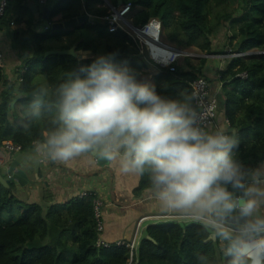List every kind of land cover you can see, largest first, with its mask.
<instances>
[{
    "label": "trees",
    "instance_id": "16d2710c",
    "mask_svg": "<svg viewBox=\"0 0 264 264\" xmlns=\"http://www.w3.org/2000/svg\"><path fill=\"white\" fill-rule=\"evenodd\" d=\"M40 2L6 0L0 17V31H7L12 49L22 60L16 70L19 83L8 81L0 69V88H6L0 95V143L11 142L22 152L33 150L43 122L28 129L24 125L33 88L42 82L56 85L70 73L83 76L82 67L109 54H114V63L127 64L139 79L146 68L145 57L124 32L110 33L102 21L109 12L106 4H130L134 27L158 20L162 42L181 52L195 48L211 55L212 37L223 24L229 25L231 53L243 56L231 58L217 73L223 91L222 113L238 132L234 135L240 140L236 158L254 164L264 160V0H59L47 20ZM31 3L38 4L37 13L30 9ZM82 17L88 20L69 30H52L55 23ZM72 49L84 54L80 60L71 55H47ZM182 60L175 72L159 68L153 78L161 96L179 99L182 92L192 93V82L205 78L202 69L207 59L195 60V64L190 57ZM14 101L17 104L12 109ZM44 115L46 119L47 113ZM8 182L10 191L0 184V264H129L126 245L97 247L101 238L94 215L97 195L90 193L61 205L45 187L42 202L29 203L16 194L14 181ZM146 233L155 244L142 238L132 264H198L197 258L202 256L210 264H228L219 242H206L207 233L199 223L156 224Z\"/></svg>",
    "mask_w": 264,
    "mask_h": 264
},
{
    "label": "clouds",
    "instance_id": "9594fccd",
    "mask_svg": "<svg viewBox=\"0 0 264 264\" xmlns=\"http://www.w3.org/2000/svg\"><path fill=\"white\" fill-rule=\"evenodd\" d=\"M80 72L33 88L24 127L43 122L35 153L62 164L91 154L147 175L161 209L198 222L228 264H264V161L245 167L235 136L204 126L196 92L161 96L114 54Z\"/></svg>",
    "mask_w": 264,
    "mask_h": 264
},
{
    "label": "crops",
    "instance_id": "0c3cea01",
    "mask_svg": "<svg viewBox=\"0 0 264 264\" xmlns=\"http://www.w3.org/2000/svg\"><path fill=\"white\" fill-rule=\"evenodd\" d=\"M58 1L44 0V3L40 2L39 5L41 8L51 10ZM37 5L35 3L29 5V7H33L34 13H37ZM0 51L4 56V68L2 70L7 80L12 83H17L20 79L18 78L16 70L22 65V60L19 59L18 52L12 49L11 38L5 30L0 31ZM203 57L207 59V62L202 69V75L209 82L211 93L219 101L215 124L210 130L215 131L219 129L228 135L230 133L237 135L238 132L230 128L228 121L223 116V91L217 76V73L220 70H224L229 64L231 57L224 56V54L210 56L209 58L206 56ZM194 61L193 64H195ZM152 64L151 62H146V68L139 76L138 81L156 88V83L153 78L160 73V69L158 66ZM182 64L183 60L179 65ZM5 90V87L0 88V95ZM1 103L2 101L0 100V105ZM13 104H11L12 109H14L17 102L14 101ZM238 142L240 143V140ZM5 144H11V142H1L0 148ZM21 153L25 152L20 151L11 154L10 152L4 151L3 160L0 162V172L3 173L6 180L9 179L2 167L7 161ZM261 162L257 164H254L252 161L242 163L245 167H256ZM20 169L27 176V185L21 187L14 182L15 192L22 200L29 201V203L40 204L45 187L51 191L55 202L61 205L67 204L77 197L84 198L81 197L82 194L88 193L89 195L90 193H94L97 195L103 203L101 219L103 230L101 232V239L110 246L113 244L116 245L119 242H133L134 240H136L139 246L140 240L148 236L146 229L156 224L178 223L180 225H187L198 223L182 217L177 213L162 210L158 201L149 192L148 184L144 185L148 182L147 175L141 177L133 174H123L119 171L116 163L98 159L91 154L73 159L67 164L43 161L40 158V169L37 176L34 172V158L32 155H29ZM152 217H160L161 219L158 221L148 219L143 222L140 231H137L140 220ZM219 245L221 246L220 243Z\"/></svg>",
    "mask_w": 264,
    "mask_h": 264
},
{
    "label": "built area",
    "instance_id": "2783aa9c",
    "mask_svg": "<svg viewBox=\"0 0 264 264\" xmlns=\"http://www.w3.org/2000/svg\"><path fill=\"white\" fill-rule=\"evenodd\" d=\"M41 3H44V0H41ZM6 7V0H0V17L4 15ZM131 11V5H119L118 7L109 6L108 15L102 19L104 23L107 24L110 33H114L117 30L124 32L133 42V44L138 48L141 55L146 54L151 63L158 66L161 69H168L170 72H175V66L179 65L181 60L186 57H191L187 52H181L175 50L168 45L164 44L161 40V31L162 26L158 20H152L148 24L142 27H134L130 22L129 14ZM146 52V53H145ZM242 54H232L233 57H242ZM4 68V57L0 52V69ZM246 76V75H245ZM21 81V80H20ZM191 92H196L200 105L198 111L201 112L203 117L204 126L210 130L215 124V119L217 116L219 101L216 96L211 93L210 85L207 79L199 77L197 80L190 84ZM4 151L10 152H20L21 148L18 146H13L11 144H5L0 148V162L3 160ZM88 193L82 194L81 197H86ZM102 207L103 203L99 198L95 201L94 204V215L97 221L98 232L101 233L103 230L102 226ZM148 219H153L158 221L160 217L144 218L138 223L137 231H140L144 221ZM126 245L130 251V262L133 263V258L138 249V243L136 240L125 244L124 242H119L116 244V247H121ZM97 247L109 248L110 245L104 242L101 238L97 243ZM254 255V253H251Z\"/></svg>",
    "mask_w": 264,
    "mask_h": 264
},
{
    "label": "water",
    "instance_id": "95a60500",
    "mask_svg": "<svg viewBox=\"0 0 264 264\" xmlns=\"http://www.w3.org/2000/svg\"><path fill=\"white\" fill-rule=\"evenodd\" d=\"M121 4V3H120ZM30 9L33 11V7H30ZM50 9L44 8L43 9V17L45 20L48 19V15L50 13ZM88 20L87 17H82V18H77V19H72L69 21H65L62 23H55L52 25V30L53 31H58V30H69L70 28L76 26L79 23L86 22ZM47 55H71L74 56L75 58H78L79 60L81 57L75 53V49H72L70 51L66 52H52ZM12 105H14L12 103ZM32 155L34 158V172L35 175H38L39 169H40V158L39 156L35 153L34 150H29L28 152L21 153L17 155L16 157L12 158L11 160L7 161L6 164L2 167L5 170V174L7 175L9 180H13L16 182L19 186L25 187L27 185V176L24 173L20 167H22L23 162L25 159L29 156ZM9 180H6L5 177L3 176V173L0 172V184L7 190L10 191L11 187L9 185ZM146 240H149L155 244V241H153L150 237L146 236ZM210 242V241H206Z\"/></svg>",
    "mask_w": 264,
    "mask_h": 264
},
{
    "label": "rangeland",
    "instance_id": "374dc122",
    "mask_svg": "<svg viewBox=\"0 0 264 264\" xmlns=\"http://www.w3.org/2000/svg\"><path fill=\"white\" fill-rule=\"evenodd\" d=\"M106 7L109 8L108 4H106ZM129 20L132 23V20L131 19H129ZM223 25H224V27L221 28L215 34V36L212 37V39H211V44H212V46H211V52H212V54L211 55H203L197 49L191 48V49L187 50L188 51L187 54L189 56H191L190 58H193L194 60L198 61V60H200L202 58L203 59H206L203 56H206V57L209 58L210 56H217V55H220V54H224V56L225 55L226 56L232 55L233 54V53H231L232 48L229 46V42H230V37L233 36V32L231 31V29H230V27H229L228 24H223ZM146 54L143 55L145 57L146 62H151L150 61V58ZM80 55H84V54H80ZM6 219H8V218L6 217Z\"/></svg>",
    "mask_w": 264,
    "mask_h": 264
}]
</instances>
